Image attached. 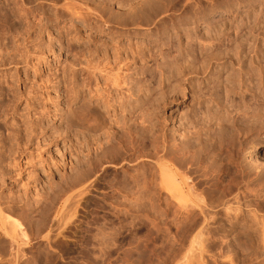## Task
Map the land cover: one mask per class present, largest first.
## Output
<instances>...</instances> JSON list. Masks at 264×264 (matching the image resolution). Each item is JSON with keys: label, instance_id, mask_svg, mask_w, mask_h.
I'll use <instances>...</instances> for the list:
<instances>
[{"label": "rangeland", "instance_id": "rangeland-1", "mask_svg": "<svg viewBox=\"0 0 264 264\" xmlns=\"http://www.w3.org/2000/svg\"><path fill=\"white\" fill-rule=\"evenodd\" d=\"M26 5L20 20V0H0L18 19L0 28V205L30 235L17 264L203 263L190 240L198 214L161 191L156 156L164 140L181 169L219 138L228 150H264V0ZM120 66L130 89L123 107L105 104V81L95 89L90 71ZM83 104L92 109L78 110ZM110 147L123 149L113 163ZM205 152L189 183L215 200L236 169ZM89 167L96 170L82 198V187L70 188ZM213 215L224 223V213ZM223 226L212 231L217 264ZM232 236L230 257L239 258ZM4 238L0 231V264H14Z\"/></svg>", "mask_w": 264, "mask_h": 264}, {"label": "bare ground", "instance_id": "bare-ground-1", "mask_svg": "<svg viewBox=\"0 0 264 264\" xmlns=\"http://www.w3.org/2000/svg\"><path fill=\"white\" fill-rule=\"evenodd\" d=\"M20 4H21V8L18 9V17L20 20H25V17H23L21 13L22 10L24 9V6L26 5V0H20ZM66 7H68V10L74 11L75 14H77L78 11L81 10V8H79L78 6L76 7L75 4H71V3H68ZM5 11L7 10H4L3 8L0 9V28L10 24L11 21L14 23L15 20H18L16 17H15L16 19L14 18L15 20L12 19L11 15H9L10 13H6ZM90 71H91V83L95 89L99 87L100 84H102L101 83L102 79L103 81H105L104 92L107 95V98L105 99V104L109 105L111 103H119L118 104L119 107H123L124 104L130 100V89L127 88L128 86V82H127L128 75L126 74L127 70L125 71L123 67L120 66L117 68H105L102 70L95 67V68H91ZM113 92L115 93L113 94ZM91 109H92L91 106L87 104H83L79 107L78 110L87 112L88 110ZM93 111L95 114L99 115V117H104V114L102 113V111L99 110V108L94 107ZM74 115H75V110L74 109L69 110V112L67 113L68 123H71V118ZM85 118L86 116H84V118L82 119L84 120ZM85 125L86 124H83L82 127L85 128L86 127ZM207 125L210 124L208 123ZM111 134L114 137L117 136V134L113 129L111 130ZM220 136L224 137L223 135ZM219 139H220L219 141L216 140L218 142L217 145H214L212 147L213 145L212 144L211 147L206 149L207 151H209L208 155H211L213 157H218V156L224 157L225 155L229 159V161H227L225 165L228 167V169L230 166L234 165V168L236 170L234 172L235 174L231 182L226 188H224L221 196H219L218 199L214 200L212 198H208V196L204 197L203 192L199 193L198 188H195V186L192 185L194 184L193 182L192 184H190L191 183L190 181L192 180L191 175H193V173H197L200 170L198 168L200 162L204 160L206 161L207 159V158L205 159L207 155L205 152L206 150L203 151L205 154L203 152H198V153L195 152L196 154L193 155L191 158L190 165L192 167L190 169L183 167L181 169L179 164H178L179 167H177L178 161L176 160L178 158L175 160L176 155L174 156L171 154L172 150L171 152L168 151L170 149L166 148L168 145L166 146V141L164 140L163 150L158 156H156L157 158L156 164H158L156 167L158 168L159 166L158 168L159 171L157 173V176L154 177L155 178L157 177L156 179L159 181L158 186L161 188V191H164L163 192L164 195L166 194L167 197L174 200L182 208L188 209L189 213L198 214V218L193 219L191 222V224L193 223L192 226H190L192 227L191 233L193 231V235L191 236L190 240L192 245L194 246L196 245V252L198 251L199 255L203 257L202 260L204 264H208L211 261L216 262V264L218 263L217 259L215 258V255L211 251L213 250L211 247L214 245H218L219 240L217 241L216 239H213L214 237H212L213 236L212 231L222 227L223 224H224L223 226L224 254H221V257H224L223 259L224 264H264V214H263L264 212V150L262 152H258L256 146L253 145L248 147L245 145L246 143H244L243 146L239 148L233 147L235 149L228 150L224 148V138L223 139L219 138ZM216 146H218V148ZM122 150L123 149L120 148L119 150H114V148L110 147L104 153L109 154L110 155L109 158L111 160L108 157H104V159L102 160H105V158H107L113 163L116 159V155ZM214 163L211 164L213 165ZM216 167L217 169H219L218 170L219 172L222 171L224 173L223 171L224 160H222L219 167L218 166ZM95 170H96L95 167H89L88 169H86L81 175V177H79V179L75 181L76 183L75 184L73 183V186H71L72 188L70 189L72 190L74 189V187L76 188V186H80L82 187L80 188V190L83 189L82 192L80 191L82 196L83 194H86L88 191V187L92 182L90 178L91 176H93L92 174L94 173ZM204 175H206V173ZM205 177L206 178L208 177L209 179L208 175H206ZM206 178H203V180ZM201 182L203 183V181ZM207 182L205 183L207 184ZM81 194H79V196H81ZM82 198H84V196ZM3 209L4 208H2L0 205V231L3 233V236L5 237L4 239L7 242H9L11 246H14L12 249L14 253L11 254V257L13 259V263L17 264V262H19V260L21 259L20 258L21 256H23V258L25 257L23 255L24 252L21 248V245L30 244V235L28 234V231L26 229L24 230L22 229L23 225L21 223H18L17 221H15V219L12 220L13 216L12 217L5 216ZM212 213L214 214L224 213V223H219V221L216 220V215L214 217V215L212 216ZM252 233H255L254 236L255 235L257 236V237L255 236L257 239L254 240L255 243L257 241L255 245L256 247L253 246L254 243L252 240L253 239ZM232 234H233L232 239L238 243L239 246L238 248L240 249L241 255L243 254L242 252L244 253L248 252V254L250 255L246 253V257H243L244 256L243 255L242 256L243 259H241V255L238 252V254L240 255L239 258L230 257V254L233 250L232 251L230 250L229 238ZM216 238H218V236ZM194 248L192 249L194 250ZM250 248L252 249L251 253L249 252Z\"/></svg>", "mask_w": 264, "mask_h": 264}]
</instances>
